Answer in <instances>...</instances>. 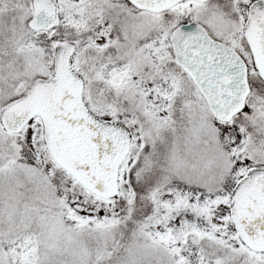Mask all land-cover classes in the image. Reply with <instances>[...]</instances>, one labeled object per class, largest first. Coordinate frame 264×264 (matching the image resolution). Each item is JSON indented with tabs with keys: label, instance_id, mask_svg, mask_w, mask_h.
<instances>
[{
	"label": "snow or ice",
	"instance_id": "1",
	"mask_svg": "<svg viewBox=\"0 0 264 264\" xmlns=\"http://www.w3.org/2000/svg\"><path fill=\"white\" fill-rule=\"evenodd\" d=\"M0 264H264V0H0Z\"/></svg>",
	"mask_w": 264,
	"mask_h": 264
}]
</instances>
